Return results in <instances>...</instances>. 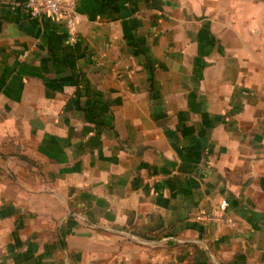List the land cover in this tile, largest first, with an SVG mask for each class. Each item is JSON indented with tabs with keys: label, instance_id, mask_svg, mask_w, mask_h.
Here are the masks:
<instances>
[{
	"label": "crops",
	"instance_id": "obj_1",
	"mask_svg": "<svg viewBox=\"0 0 264 264\" xmlns=\"http://www.w3.org/2000/svg\"><path fill=\"white\" fill-rule=\"evenodd\" d=\"M26 1L0 0V264H264V0H76L75 43ZM218 205L233 228L195 221Z\"/></svg>",
	"mask_w": 264,
	"mask_h": 264
},
{
	"label": "built area",
	"instance_id": "obj_2",
	"mask_svg": "<svg viewBox=\"0 0 264 264\" xmlns=\"http://www.w3.org/2000/svg\"><path fill=\"white\" fill-rule=\"evenodd\" d=\"M25 6L34 19L48 17L61 21L67 30L69 42H76L79 25L76 0H27ZM195 221L218 230L235 226V221L226 205L213 206L210 210L198 212Z\"/></svg>",
	"mask_w": 264,
	"mask_h": 264
},
{
	"label": "rangeland",
	"instance_id": "obj_3",
	"mask_svg": "<svg viewBox=\"0 0 264 264\" xmlns=\"http://www.w3.org/2000/svg\"><path fill=\"white\" fill-rule=\"evenodd\" d=\"M10 177H11V175H10Z\"/></svg>",
	"mask_w": 264,
	"mask_h": 264
}]
</instances>
